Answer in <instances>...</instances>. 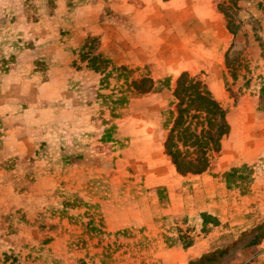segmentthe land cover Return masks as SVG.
<instances>
[{
  "label": "rangeland",
  "instance_id": "rangeland-1",
  "mask_svg": "<svg viewBox=\"0 0 264 264\" xmlns=\"http://www.w3.org/2000/svg\"><path fill=\"white\" fill-rule=\"evenodd\" d=\"M183 72L228 124L200 174L144 92ZM263 84L264 0H0V264H264Z\"/></svg>",
  "mask_w": 264,
  "mask_h": 264
},
{
  "label": "trees",
  "instance_id": "trees-1",
  "mask_svg": "<svg viewBox=\"0 0 264 264\" xmlns=\"http://www.w3.org/2000/svg\"><path fill=\"white\" fill-rule=\"evenodd\" d=\"M90 63L98 70L103 69L105 65L103 58L99 56H93ZM116 70L119 71V77L123 76L126 79L128 70L124 68ZM145 81L147 79L142 78L140 81L120 86V96L113 99V103L121 104L127 98V93L139 97ZM149 82L151 84L144 92L162 94L165 97L167 95V99H163L164 105L160 114L164 129L169 131L164 141L165 152L170 156L176 171L181 175L202 173L209 167L210 153L218 149L221 136L228 131L225 111L211 96L209 89L200 81L189 77L186 72L179 75L173 89L166 83L157 86ZM258 101L259 108L264 109V84ZM240 172V169L235 167L224 173V177L229 183H238L245 178Z\"/></svg>",
  "mask_w": 264,
  "mask_h": 264
}]
</instances>
